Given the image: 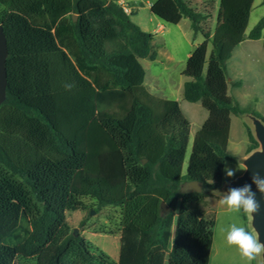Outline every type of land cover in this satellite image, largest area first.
Segmentation results:
<instances>
[{"label": "trees", "instance_id": "1", "mask_svg": "<svg viewBox=\"0 0 264 264\" xmlns=\"http://www.w3.org/2000/svg\"><path fill=\"white\" fill-rule=\"evenodd\" d=\"M254 3L220 0L212 37L202 28L205 14L187 0H159L151 8L166 25L189 19L194 35L205 38L186 63L183 97L201 102L209 118L184 172L191 124L177 101L145 87L141 60L155 61L157 52L154 36L132 20L135 4H126V13L120 0H0L9 45L0 106V264L91 261L85 239L66 232L81 197L122 210L118 261L101 253L103 264L211 263L216 221L199 209L210 195L182 194L181 187L220 188L226 162L238 164L228 150L231 116L245 111L229 96L227 62L245 40ZM249 38L264 43V17ZM92 88L97 113L81 152L30 101ZM246 128L249 152L258 144Z\"/></svg>", "mask_w": 264, "mask_h": 264}, {"label": "rangeland", "instance_id": "2", "mask_svg": "<svg viewBox=\"0 0 264 264\" xmlns=\"http://www.w3.org/2000/svg\"><path fill=\"white\" fill-rule=\"evenodd\" d=\"M127 1V0H126ZM129 4H135L138 11L137 15L132 17V20L137 25H140L146 31L154 35V50L158 53L159 59L157 62L150 60H142V64L147 71V80L153 75H159L162 86H166L168 93L170 88L182 75L187 63V54L191 50L193 42L191 37L187 42V35H190V20L184 19L181 26L165 25L163 32H158V26L162 23L159 18L151 13V6L158 0H128ZM188 4L197 12L205 14L206 19L202 22V28L205 32H213L218 23L220 12V0H187ZM157 18V19H154ZM264 17L263 0H255L254 7L251 13L249 29L251 31L258 22ZM198 40L205 39L202 34L198 35ZM170 39L176 40L175 43ZM162 40L166 41V45H162ZM210 52L212 50V42L209 45ZM209 52V54H210ZM170 54L174 59L168 58ZM237 59H233L228 63V74L234 76L235 72L230 69L232 63ZM253 85V84H251ZM249 85V86H251ZM244 93L252 94V91L245 89ZM95 89L85 91H74L62 94H56L46 98H37L30 101L31 104L39 106L46 111L52 118L56 128L64 134L66 138L72 140L76 144L78 151H85L86 145V129L90 121L96 116V106L94 102ZM170 99L173 98L171 95ZM244 133V131H243ZM194 136H190V143L187 151V159L184 166V172L187 170L188 159L192 151ZM245 142V141H244ZM237 144V147H242ZM250 146V145H249ZM233 149V148H232ZM234 151V150H233ZM246 156V154H244ZM243 156V157H244ZM240 156L239 158H241ZM243 168L242 165L231 164L226 162V167L231 169ZM244 170H238L235 176L225 179L232 180L241 175ZM204 205L200 206L207 217L214 216L216 221L215 226V242L211 256L210 264H246L244 258L241 257L235 245H228L225 240L226 229L231 224L245 226L253 235L250 226L249 216H242L227 206H222L219 203L220 198L208 193ZM82 208L76 212H71L67 215V234H71L76 230V235L85 239L88 250L92 255L91 261L86 264H103L99 258V254L103 253L109 260L117 262L120 249V232L122 224V210L120 207L106 206L99 207L97 202L91 197H81ZM93 212V214H91ZM260 255L252 262L259 264ZM15 264H37L36 259H18Z\"/></svg>", "mask_w": 264, "mask_h": 264}, {"label": "crops", "instance_id": "3", "mask_svg": "<svg viewBox=\"0 0 264 264\" xmlns=\"http://www.w3.org/2000/svg\"><path fill=\"white\" fill-rule=\"evenodd\" d=\"M127 2L129 1L120 0V3L123 5L128 4ZM154 19L157 18L154 17ZM158 21L162 24L158 26L157 31L163 32L165 30L166 24H164L160 19H158ZM183 21L178 25L179 27L181 26ZM138 26L141 27L140 25ZM217 27H218V23L216 25V28L213 30V32H211V34L209 32L206 33H208L210 37H212ZM141 29L153 35V33L146 31L142 27ZM189 29H190V35L189 36L187 35L186 37L187 42L191 41L189 37H191L192 39L194 37L195 41L193 42L191 50L188 51L187 59H186L187 61L191 57L193 52L201 44L205 42V39L198 40L197 37L199 34L194 35L191 29V22ZM248 29L249 26L245 33V40L234 50L232 58L227 62L228 93L229 96H231L234 100L238 102L240 108L243 111L250 112L252 110L264 117V43H263V39L260 40L250 39L249 34L252 30L248 31ZM170 41L175 43L176 40L170 39ZM161 43L163 46L166 45L165 40H162ZM209 45L210 42L208 43V57L211 54ZM167 56L170 60L174 59L170 54H168ZM234 58L237 60L231 64L230 69L235 72V75L229 76L228 63H230V61H232ZM158 59H159V55L157 53L156 60L152 62H157ZM184 71L182 75H180V78L177 81V83H175L174 86L170 88L171 90L169 93L166 89V86L161 85L159 75H153L147 80V71H146L145 87L148 90V92L153 96L165 100L177 101L179 103L182 112L184 113V115L187 117V119L191 124L190 136L193 134L195 138L196 133L202 128V126L208 120L209 112L203 107L201 102L190 103L184 99L183 97L184 85L187 81H189V78H187L184 75ZM236 83H240V85L236 86L235 85ZM245 89L252 91V94L244 93L243 91ZM170 95L173 98L170 99L169 97ZM246 127H247L246 124L244 123V121L240 116H236V115L231 116V129H230L228 150L231 154L237 156L238 159L240 156L243 157L244 154L248 153L250 141ZM241 143L243 144L242 147L238 148L237 144H241ZM214 242H215V233H214ZM213 248H214V244H213Z\"/></svg>", "mask_w": 264, "mask_h": 264}, {"label": "water", "instance_id": "4", "mask_svg": "<svg viewBox=\"0 0 264 264\" xmlns=\"http://www.w3.org/2000/svg\"><path fill=\"white\" fill-rule=\"evenodd\" d=\"M77 15H74V21ZM9 57L8 39L5 33V27L0 24V106L7 98L8 72L7 60ZM246 126L250 129L251 135L257 142L258 146L249 151L246 156L238 159V163L243 167L246 165L247 170L232 180H227L220 188H205L201 182H185L181 187L182 194L202 193L204 190L208 193L221 198L227 194L229 188L242 187L250 184L252 191L256 193V199L261 204L259 213L254 214V218L249 216L252 231L259 233L261 243H264V194H261L254 183L252 176L259 173L264 177V121L251 112H245L240 115ZM146 163V160L144 161ZM164 213L169 212V208L165 203L162 205ZM93 214V212H91ZM76 234V230L74 231ZM259 264H264V253L260 255Z\"/></svg>", "mask_w": 264, "mask_h": 264}, {"label": "clouds", "instance_id": "5", "mask_svg": "<svg viewBox=\"0 0 264 264\" xmlns=\"http://www.w3.org/2000/svg\"><path fill=\"white\" fill-rule=\"evenodd\" d=\"M238 170L246 171V165L243 168L238 166L237 169L225 167L223 171L226 177L232 178ZM252 183L256 185L257 190L261 194H264V177H261L259 173H254ZM219 203L242 216H251L253 218L254 214L259 213L261 209V204L256 199V193L252 191L250 184L229 188L227 194L220 198ZM224 232L226 243L237 247L246 264H252L257 256L264 253V243H261L259 233L253 235L245 226L236 224L229 225L224 229Z\"/></svg>", "mask_w": 264, "mask_h": 264}, {"label": "built area", "instance_id": "6", "mask_svg": "<svg viewBox=\"0 0 264 264\" xmlns=\"http://www.w3.org/2000/svg\"><path fill=\"white\" fill-rule=\"evenodd\" d=\"M123 8H124V10H125L126 13H130L131 12L130 7H128L126 4L123 5Z\"/></svg>", "mask_w": 264, "mask_h": 264}]
</instances>
